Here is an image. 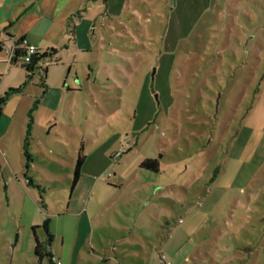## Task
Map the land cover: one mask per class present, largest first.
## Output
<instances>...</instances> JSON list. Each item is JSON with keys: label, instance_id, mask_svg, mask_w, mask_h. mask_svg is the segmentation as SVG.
Instances as JSON below:
<instances>
[{"label": "rangeland", "instance_id": "374dc122", "mask_svg": "<svg viewBox=\"0 0 264 264\" xmlns=\"http://www.w3.org/2000/svg\"><path fill=\"white\" fill-rule=\"evenodd\" d=\"M66 1L0 51V264H264V0Z\"/></svg>", "mask_w": 264, "mask_h": 264}, {"label": "crops", "instance_id": "0c3cea01", "mask_svg": "<svg viewBox=\"0 0 264 264\" xmlns=\"http://www.w3.org/2000/svg\"><path fill=\"white\" fill-rule=\"evenodd\" d=\"M55 2L57 3H55L54 7H52L49 12L52 14V17L49 18L46 16L47 12L45 11L44 8H42L41 10H37L36 12L33 9L34 3L33 2L31 3L28 0H0V26L2 27L0 28V40H5L6 41L5 45L6 44L10 45L13 43L15 39L21 36H24L29 43L36 45L40 51H41V46H44L43 47L45 48L44 50L49 49L48 45L42 41V37L45 36L46 29L50 27L51 23L54 22V19L56 20L59 14V10L64 8L67 4L66 0H63L62 2L58 0ZM32 15L34 17L39 16L41 17V19H44L43 22L40 21V23L37 26H35L39 28L40 26L44 27L46 25L47 28L44 31H42L41 29H26L25 26H21V31H15L11 28L14 25L15 20H19V21L22 20V23H24L26 19L28 17H31ZM42 44H45V45H42ZM38 102L36 103V107H34V109H36L37 107H40V105H38L40 104V101ZM33 121H34V117L31 115L30 121H28V127H29L28 132L29 133H28V137L25 140V144L28 143V138L31 134L30 131H32ZM78 151H79V148L77 152ZM77 152H76V155H77ZM85 161L83 163V166L85 164ZM74 165H75V162H74ZM31 179L34 180V178L31 177L29 179L30 182H31ZM33 182H35V180ZM36 184L40 185L38 183Z\"/></svg>", "mask_w": 264, "mask_h": 264}, {"label": "trees", "instance_id": "16d2710c", "mask_svg": "<svg viewBox=\"0 0 264 264\" xmlns=\"http://www.w3.org/2000/svg\"><path fill=\"white\" fill-rule=\"evenodd\" d=\"M24 36H21L17 39H15L13 41V45H18L19 42L21 41V39ZM5 40H0V51H2V49H4V45H5ZM56 49H54V47H51L47 50H44L43 52L40 53V51H38L37 54L32 56V63L30 64H20L21 66H23L25 68L26 71H30L34 68L35 64L37 63V60L39 58H42L46 55H50L52 52H55ZM22 48H16L13 51V62H16L18 57L22 54ZM45 70V69H44ZM30 74L27 73V77H29ZM11 92H15L18 91V88H11L9 89ZM4 103V97H0V113H1V106ZM83 151V147L82 145L79 146V151L77 152L76 158H75V165L73 166V170H72V177L70 180V189L72 190L77 182V180H79L80 177V171H81V166H83V163L85 161V155L82 153ZM140 167L143 168L144 170H150L151 172H158L159 169V164H158V160L157 158H151V157H146L144 158L141 162H140ZM48 222H49V218L46 217L44 219V221L42 222V226L44 227V229L46 230L47 233V244L50 242L51 237H52V233L48 230ZM38 227V225H34L32 226V230L33 233L35 234V229ZM50 250L43 245L42 241H39L35 236H34V247H33V254L35 256H37L38 260L40 261L42 259V257L44 255H47L49 257H51V254L49 252Z\"/></svg>", "mask_w": 264, "mask_h": 264}, {"label": "built area", "instance_id": "2783aa9c", "mask_svg": "<svg viewBox=\"0 0 264 264\" xmlns=\"http://www.w3.org/2000/svg\"><path fill=\"white\" fill-rule=\"evenodd\" d=\"M5 59L6 61L12 62L13 61V51L16 48H22V54L18 57L21 63L30 64L32 63V56L38 53V47L34 44L29 43L25 37L21 39L18 45L6 44L5 46ZM3 50V49H2ZM121 152L118 151L115 153V156H118Z\"/></svg>", "mask_w": 264, "mask_h": 264}]
</instances>
